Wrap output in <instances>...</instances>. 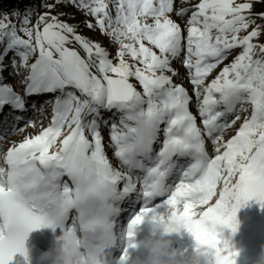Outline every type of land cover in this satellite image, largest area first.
Returning a JSON list of instances; mask_svg holds the SVG:
<instances>
[{
	"label": "snow or ice",
	"instance_id": "snow-or-ice-1",
	"mask_svg": "<svg viewBox=\"0 0 264 264\" xmlns=\"http://www.w3.org/2000/svg\"><path fill=\"white\" fill-rule=\"evenodd\" d=\"M56 2L94 17L95 24L86 26L98 28L118 47L112 57L49 11L35 23L30 11L12 13L19 27L7 14L0 18V73L9 52L13 74L27 70L23 95L0 75V110L7 105L23 112L25 96L59 93L49 124L0 153V264H9L16 253L27 261L29 234L57 226L63 229L60 238H71L79 254L95 250L96 264H127L137 226L159 214L161 204L152 203L157 197L179 216L196 251L207 250L216 264H236L238 251L224 230L235 233L238 209L250 200L264 209V43L255 42L264 34L255 23L264 12L252 13L253 0H198L185 36L172 14L182 17L189 9L177 7L176 0ZM73 42L84 55L69 46ZM237 47L242 51L206 83ZM182 52L202 127L190 111L192 97L173 81L178 73L171 61ZM248 106L250 114L225 141L226 130ZM33 108L43 114V106ZM104 111L118 120L104 119ZM35 124L25 120V127ZM102 126L109 128L108 146L125 171L110 162ZM134 199H142L143 206L121 232L118 216ZM125 239L113 262L105 250Z\"/></svg>",
	"mask_w": 264,
	"mask_h": 264
},
{
	"label": "rangeland",
	"instance_id": "rangeland-1",
	"mask_svg": "<svg viewBox=\"0 0 264 264\" xmlns=\"http://www.w3.org/2000/svg\"><path fill=\"white\" fill-rule=\"evenodd\" d=\"M3 1V0H1ZM56 0H19L20 4H29L30 8V12H31V20L33 23H35V21L38 18V14H42L46 11L44 10H48L51 15H57L59 16V19L62 21L67 22L70 25H73L76 27V31L85 36L86 38H89L90 40L96 41L101 43L102 46L106 47L108 49V51L110 52L111 56L114 57L116 50H117V45L114 43L110 42V38L106 35L101 34L100 30L98 28H93V29H89L86 26V21H91L93 24H95V18L92 17L91 15L86 14V12L84 10L79 9L78 7L74 6L71 3L68 2H60V4H64L63 8L65 9L64 11H62L61 8L59 7H55L52 9H47L45 7H43L42 5L45 3H53ZM237 2H246V0H237ZM57 3V2H56ZM196 3H198V0H176V6L177 7H184V8H188L189 11L184 15V16H177L175 13L172 14V19L176 20L177 22L180 23L181 28L184 30V35H187V20L191 15V10H192V6L195 5ZM35 7L34 10H32L31 7L37 5ZM55 4V3H53ZM253 8H252V13L253 14H259L261 12H264V0H253ZM110 8H111V4H110ZM19 12L21 14V16H23L26 12H28V9H23L21 7H19ZM32 10V11H31ZM0 14H3V11L0 10ZM114 10H113V15H114ZM14 23H17V26L19 27V22H18V18L17 21H14ZM256 24L261 25L262 27H264V19H260L257 18L255 20ZM251 30V28L249 29V31ZM21 35H23V33H20ZM245 32H241L240 35L243 36L245 35ZM26 38V37H25ZM255 42L257 43H264V34H262L259 38H257L255 40ZM70 47H75L77 48V50L81 51V55H84L83 50L80 49V46L78 44H76L75 42H73L71 45H69ZM2 47V46H0ZM242 49L240 47L235 48L234 50L231 51V53L227 56V58L210 74V76L207 78L206 83L210 82V80L212 78L215 77V75L221 70V68H223L225 65L230 64L232 62V60L235 58V56L237 54H239V52H241ZM14 53L13 52H9L8 55L4 58V65H6L7 67L4 69V71L2 73H0V75H2L3 77V82L10 84L14 90H19L21 91V95L24 94V90H25V85L21 83V81L25 78V76L27 75V70L20 68L19 69V74H13V68L11 66V60L13 57ZM184 58V52L181 53L180 57L177 59H173L171 61V66L172 68H174L177 71V75L173 76V81L176 84H180L182 86H184L186 88V90L188 91L189 95L192 97L190 104H189V108L190 111L193 112L194 115L197 116V124L199 126L202 127V122H201V118L198 115V110H197V101H196V97L193 91V86L190 83V79H189V70L186 69L183 64H182V60ZM17 61H19V57H16ZM126 59H129V57H126ZM35 60V56L30 57L29 63L34 62ZM131 62V61H130ZM168 75H172V73H166ZM132 83L134 85L137 86L138 90H142L140 88V85L138 84L137 81H135V79L132 80ZM59 93H53L51 96H38V95H31L30 98L32 103L36 104V108H39L40 106H43V114L40 115L37 113V111L35 110V119L34 121H36L35 127L32 126H27L25 127V121L20 124L19 126H17L16 128H22L23 131H19V130H12L8 129L7 131H0V136H3V139H0V153L6 152L7 148L9 146H11V144L13 143H19L20 141H22L26 135H34L37 134L40 130L41 127H46L51 119V115H52V104L51 102L54 101L55 96L58 95ZM26 97V96H25ZM249 107V112L244 113L242 115V118L240 121H237V123L230 127L229 129L226 130L225 134H224V140H228L232 135H234L236 133V131L238 130V128L240 127V124L242 123V120L244 118V116L249 115L250 114V106ZM48 109V110H47ZM103 118L104 119H117L118 120V115H114L113 112H108V111H104L102 113ZM101 132L102 135L104 136L105 134H107V138L108 139V144L110 143V137H109V128L107 126H102L101 128ZM30 133V134H29ZM162 139V136H161ZM106 143V144H107ZM206 145L208 147V152L210 155H215L216 153L213 150V145L211 143L210 140L206 139ZM160 146L159 143H157L154 147L158 148ZM109 159L113 158V163L114 166L115 164L120 168L122 171H125L126 169L120 165L118 159L114 156V149L112 147L108 146V153H107ZM140 199H134L133 200V206L136 205L139 202ZM155 205V204H154ZM153 205V206H154ZM161 205H163L161 203ZM132 207H124L123 210V219L126 217L127 212H129L131 209H133ZM164 207L161 208V213L165 212L168 210V207L166 205H163ZM260 205H258V202L253 199L250 200L249 202H247L246 204L242 205L237 212V230H239L240 232H243V228L246 225L247 222H249L253 216L258 213V210L260 209ZM159 209V207H158ZM260 211L262 213H264V209H260ZM121 226L123 227L124 225L121 224ZM223 236L227 239H229L230 245L232 246L233 249L238 251V255L235 257V261L236 264H240L243 263V250L245 247L240 246V242L237 240L235 241V239H232V237H230L229 234L227 233H223Z\"/></svg>",
	"mask_w": 264,
	"mask_h": 264
},
{
	"label": "clouds",
	"instance_id": "clouds-1",
	"mask_svg": "<svg viewBox=\"0 0 264 264\" xmlns=\"http://www.w3.org/2000/svg\"><path fill=\"white\" fill-rule=\"evenodd\" d=\"M149 225L151 235L143 241L146 253L136 256L132 264H216L214 256L205 249L185 256L173 245L167 234L183 228L181 219L173 211L167 210L150 218ZM79 253L80 249L71 238H58L51 247L40 253L38 261L39 264H96L98 257L95 250L87 257ZM252 264H264V244Z\"/></svg>",
	"mask_w": 264,
	"mask_h": 264
},
{
	"label": "bare ground",
	"instance_id": "bare-ground-1",
	"mask_svg": "<svg viewBox=\"0 0 264 264\" xmlns=\"http://www.w3.org/2000/svg\"><path fill=\"white\" fill-rule=\"evenodd\" d=\"M45 94H41V96H43ZM49 94H50L49 96H51L53 93H49ZM34 119H35V116L32 118V120H34ZM107 136H108L107 134H105L103 136L106 154L108 153V145H109L107 143L108 139H105V138H107ZM109 160L114 166L113 158H110ZM115 166H117V165L115 164ZM62 179L67 180L68 178L67 177H63ZM152 203H154V202H152ZM258 205H259V203H258ZM260 209L258 210V213H256L253 216V218L249 222L246 223V225L243 228V232H240L239 230H236L235 233H232L230 229H225L224 230V233L229 234L230 237H232V239H235V241L238 240L240 242V246L245 247L244 250H243V255H242L243 258H244V260H243L244 262L240 263V264H248L251 260L255 259L258 256V254H259V252L261 250V245L264 244V240L259 236V229H260V226L262 224V220L264 218V213H262L260 211ZM137 211H139V208H135L131 213H128L127 214V218H126V222H124V219L118 218L119 228H120L121 232H125L126 231L127 224L129 222V220L132 218V216ZM144 221H148L146 223L149 224V218H145ZM120 224H123L124 226L122 227ZM139 225L136 228V233H135V237H134L135 239H138L141 236L140 233L142 231L139 229ZM167 235H169L171 237V239L173 241V245L176 246V247L178 245V241L181 238L185 239V245H184V252H185L184 255L185 256H190L196 251V242L194 240V237L185 228H182L179 232H173V233H170V234H167ZM147 237H145L143 239H139V241H137V243H136V247L128 248V260L131 261L136 256H139L143 252L146 251V249L144 247V244H143V241ZM118 243H120V246H122V251L118 250L114 254L113 257L115 258V261L118 260V258L121 256V254L123 252L124 244H126V239L124 241L118 240ZM134 248L137 249L135 251V253H134Z\"/></svg>",
	"mask_w": 264,
	"mask_h": 264
},
{
	"label": "trees",
	"instance_id": "trees-1",
	"mask_svg": "<svg viewBox=\"0 0 264 264\" xmlns=\"http://www.w3.org/2000/svg\"><path fill=\"white\" fill-rule=\"evenodd\" d=\"M32 1V0H31ZM53 3H55L56 7H59L62 9V11H64L65 9L63 8V5L60 4V3H56V1H54ZM63 3V2H62ZM38 6L35 5L32 8V10L35 9V7ZM19 7L23 8V9H28V11L30 10L29 7V4H20L19 0H3L1 1L0 0V10L3 11V14H0V18L3 17V15L7 14L9 15V18L14 22V21H17V17L16 16H13L12 13L14 12H19ZM31 10V11H32ZM44 11H48V10H44ZM20 13V12H19Z\"/></svg>",
	"mask_w": 264,
	"mask_h": 264
},
{
	"label": "water",
	"instance_id": "water-1",
	"mask_svg": "<svg viewBox=\"0 0 264 264\" xmlns=\"http://www.w3.org/2000/svg\"><path fill=\"white\" fill-rule=\"evenodd\" d=\"M260 233H261V236L264 238V223L261 227Z\"/></svg>",
	"mask_w": 264,
	"mask_h": 264
}]
</instances>
